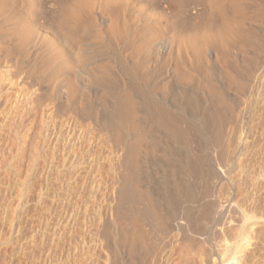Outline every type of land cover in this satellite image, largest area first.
<instances>
[{"label":"bare ground","instance_id":"obj_1","mask_svg":"<svg viewBox=\"0 0 264 264\" xmlns=\"http://www.w3.org/2000/svg\"><path fill=\"white\" fill-rule=\"evenodd\" d=\"M229 2L216 0L225 10L219 24L190 37L150 33L139 41L153 21L123 0H60L53 82L35 86L50 91L49 108L59 116L40 114L34 158L40 166L30 168L39 179L52 178L47 181L60 212L56 248L71 236L75 257L94 260L107 198L112 206L120 194L126 204L122 228L112 211L110 218L122 264H139L149 248L133 213L140 202L154 231L176 233L177 259L165 254L164 264H264V74L238 108L232 84L250 76L248 68L235 66L231 43L252 27L234 19ZM108 4L122 9L108 13ZM256 30L260 43L263 28ZM14 32L19 44L31 41L30 53L49 40L41 33L31 39L25 25ZM7 43L0 42V55ZM28 98L0 63V136L11 130L16 149L35 128L36 117L23 108ZM226 102L237 116L224 135ZM231 236L234 247L220 248L213 258L216 243Z\"/></svg>","mask_w":264,"mask_h":264},{"label":"rangeland","instance_id":"obj_2","mask_svg":"<svg viewBox=\"0 0 264 264\" xmlns=\"http://www.w3.org/2000/svg\"><path fill=\"white\" fill-rule=\"evenodd\" d=\"M99 1L104 2V0ZM123 1L130 8L140 10L145 17H151V21H153V24L146 27L139 35V41L143 35L150 33L151 36L159 35L161 38L174 35L190 37L196 30L200 31L207 26L219 24V17L225 11H220L216 6V0ZM0 2L5 5L3 7L1 6L3 4L0 3V7L3 8V11L0 12V42L5 40L8 42L0 55V63L7 69L15 87L23 89L24 93L29 96L28 101L23 105L24 110L31 113V119L36 117L35 128L27 138L26 144L22 145L23 149L21 146L16 149L17 144L11 130H6L5 134L0 136V264H90V262L92 264H122V260L116 257L114 252L113 241L116 235L111 224L110 212L112 211L113 217L122 228L123 219L121 217H123L122 212L126 207L123 197L120 194L115 195L112 206L109 204L112 198H107L104 226L98 239L100 247L97 245L95 248L97 257L94 260L89 259L90 262L83 257L78 260L75 253L72 252L74 250L71 245V236L70 238L64 236V242L60 243L57 248L53 242L55 240V222L60 212L53 200L54 193L52 185L49 183L52 182V178L47 179L48 182L42 178L39 179L35 173L40 166V161L34 159L39 148L37 133L40 126V114L45 110L49 118L53 120L59 116L49 108L50 91L45 93L40 90L36 91L35 86L40 85L47 88L53 82L55 73L51 62L61 51V44L57 40H55L56 43L53 41L55 35H60L56 34V14L60 0H0ZM229 6L228 9L234 12L235 20L242 19L252 27V29H246L247 35L236 37L231 43L235 66L240 64L249 69H247L249 79L242 77L241 84H232V89L235 91L233 100L238 108H242L246 105L248 94L264 74V0H230ZM124 8L126 7L123 6ZM115 9H122V6L120 4L106 6L108 13ZM135 10L134 12H137ZM19 25L26 26L31 39L41 33L49 40L40 42L30 53L28 45L31 41L19 44L18 38L15 36L14 30ZM260 27L263 28L261 32L263 37L261 35L262 40L257 43L255 39L260 34L256 28ZM62 35L70 38L68 35L71 34ZM156 43L157 41L154 42V44ZM126 51L131 52L128 49ZM253 51L257 54L256 56L250 53ZM197 74L201 75L199 68ZM228 104L226 108L229 118L223 127L222 134L224 133V135L233 126L237 116V109ZM32 166L35 167H33L35 172L33 171L31 174ZM27 173H30V176ZM42 184L46 187L44 188ZM46 188L48 191H44ZM41 194L44 195L41 197ZM133 209V213L137 214L139 219L141 218L143 229L147 231L145 238L148 240L146 246L149 247L142 250L145 253L141 252L142 256L140 254L138 263L164 264L165 254H170V260L175 261L179 245L176 243V233L154 231L155 221L152 217L143 214L145 212L144 202H140ZM136 209L138 210L136 211ZM138 211L142 214L140 215ZM125 222L127 221L125 220ZM76 229V231L73 229V233L76 232L73 234L75 238L80 232V228ZM233 238L231 236L230 240L217 242L211 252L213 258L220 255L221 250L219 249L222 247L229 246L232 249L234 247ZM76 239L75 241L79 240V238ZM187 244L184 243V245ZM263 250L261 252L264 253ZM113 255L115 258H112ZM74 257L77 259L75 260Z\"/></svg>","mask_w":264,"mask_h":264}]
</instances>
